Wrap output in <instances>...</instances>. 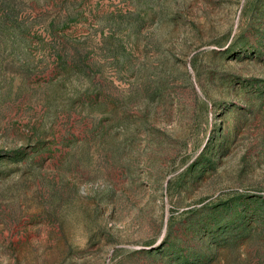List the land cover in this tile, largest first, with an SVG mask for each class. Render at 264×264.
I'll return each mask as SVG.
<instances>
[{
  "label": "rangeland",
  "instance_id": "obj_1",
  "mask_svg": "<svg viewBox=\"0 0 264 264\" xmlns=\"http://www.w3.org/2000/svg\"><path fill=\"white\" fill-rule=\"evenodd\" d=\"M0 264H264V0H0Z\"/></svg>",
  "mask_w": 264,
  "mask_h": 264
}]
</instances>
